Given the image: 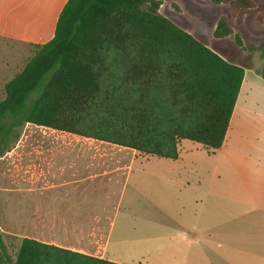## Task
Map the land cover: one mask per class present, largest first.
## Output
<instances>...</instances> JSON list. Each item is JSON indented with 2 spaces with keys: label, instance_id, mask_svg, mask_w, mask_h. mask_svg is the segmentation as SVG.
Segmentation results:
<instances>
[{
  "label": "trees",
  "instance_id": "16d2710c",
  "mask_svg": "<svg viewBox=\"0 0 264 264\" xmlns=\"http://www.w3.org/2000/svg\"><path fill=\"white\" fill-rule=\"evenodd\" d=\"M210 1L232 3L236 17L256 7L255 0ZM160 6L158 0H67L53 37L5 85L0 158L25 124L172 160L182 140L219 150L247 67L179 27ZM233 33L222 16L215 36ZM6 260L119 264L29 238L15 260Z\"/></svg>",
  "mask_w": 264,
  "mask_h": 264
},
{
  "label": "crops",
  "instance_id": "0c3cea01",
  "mask_svg": "<svg viewBox=\"0 0 264 264\" xmlns=\"http://www.w3.org/2000/svg\"><path fill=\"white\" fill-rule=\"evenodd\" d=\"M61 1L62 9L67 0H53L52 10ZM33 6L22 0L13 23L0 14V101L6 83L35 55L20 67V45L49 34V14L33 21L27 11ZM22 17L24 38L16 26ZM234 112L223 146L210 152L200 144L203 156L191 153L189 140L180 142L176 160L132 149L131 155H49V170L40 175L45 194L39 186L0 187L1 235L8 226L23 239L119 264H264V111L242 104ZM74 137L86 143L68 144L102 142Z\"/></svg>",
  "mask_w": 264,
  "mask_h": 264
},
{
  "label": "rangeland",
  "instance_id": "374dc122",
  "mask_svg": "<svg viewBox=\"0 0 264 264\" xmlns=\"http://www.w3.org/2000/svg\"><path fill=\"white\" fill-rule=\"evenodd\" d=\"M21 1L0 0V14L8 15L7 21L13 23V20L17 19L15 16L18 17L21 13V7H17ZM28 1L36 4V7L33 6V8L27 9L29 13L31 12L30 16L33 21L45 16V14H49V34L47 33L37 39L32 38L30 42H24V44L20 45L17 57L19 58L20 67L35 54L37 48L34 45L41 44L53 37L56 19L63 5V1H61L52 10L51 4L53 0ZM158 1L161 2V14L185 31L204 41L209 48L218 51L224 58L247 67L236 109L243 104L246 108H260L264 111V78L262 76L264 73V0H255L256 7L251 12L243 13L238 17L232 15V3L214 4L210 0ZM44 6H47V8H43ZM222 16L229 18V23L234 33L224 38H217L215 30ZM25 21L28 20L22 17L21 23H16L17 27L21 26L23 38L28 37L29 33L28 28L26 30ZM16 26L11 24L12 31H17ZM10 53L15 55L12 50ZM9 58L12 60L11 56ZM71 141L86 143L85 140L68 134L25 124L19 130V139L9 143L5 151L6 155L0 159V171L5 173L4 176L0 175V187L12 188L16 186L24 188L29 186V188H36V186H39L38 192L45 194L43 191L46 188L43 186L47 179L43 177L40 180V175L44 176L45 172L49 170V159L47 160L49 155H131L134 152L106 142L73 146L70 144L75 143H70ZM185 143L193 146L191 153L197 156H203L201 154L205 153L200 144L192 141H186ZM14 148L16 149L14 150ZM187 150L188 148L183 147V153ZM52 164L54 165L53 161ZM16 170L20 171V175L24 171L27 176H14ZM28 171H30L31 175ZM32 191L36 193L35 190L30 189L28 194L31 195ZM10 196L13 198V194ZM10 205L11 207L13 206L12 202ZM23 237L24 234L21 231H14L12 227L2 226L3 244L0 245V264H8L7 256L15 260Z\"/></svg>",
  "mask_w": 264,
  "mask_h": 264
}]
</instances>
